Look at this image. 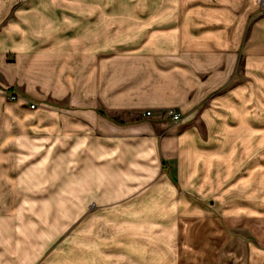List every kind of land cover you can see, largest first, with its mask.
<instances>
[{"label": "crops", "instance_id": "0c3cea01", "mask_svg": "<svg viewBox=\"0 0 264 264\" xmlns=\"http://www.w3.org/2000/svg\"><path fill=\"white\" fill-rule=\"evenodd\" d=\"M147 4L146 10L132 11L92 6L61 11L52 6L48 17L25 5L19 17L36 13L41 20L35 48L14 49L26 65L35 66L39 97L51 90L53 100H67L70 107L69 122L42 126H88L78 138L83 139L89 165L86 173L98 178V194L135 195L148 186V191L154 190L158 182L180 195L188 179L209 182L214 158L220 161L226 153L234 154L235 131L245 132L249 152L253 144L264 145L260 0ZM13 23L10 19L2 24L0 41L15 34ZM5 60L0 53L4 67L9 65ZM168 109L181 112L182 119L164 115ZM147 110L153 115L146 116ZM216 126L230 135L219 136ZM76 137L74 133L71 139ZM163 163L178 185L164 173ZM216 177L219 186L220 176Z\"/></svg>", "mask_w": 264, "mask_h": 264}, {"label": "rangeland", "instance_id": "374dc122", "mask_svg": "<svg viewBox=\"0 0 264 264\" xmlns=\"http://www.w3.org/2000/svg\"><path fill=\"white\" fill-rule=\"evenodd\" d=\"M90 1L0 0V28L11 19L15 31L0 41L9 64H0V264H264V145L249 152L242 129L235 131L234 154L213 159L209 182L188 179L176 196L158 182L154 190L116 196L98 194V178L86 173L78 136L88 126H42L71 116L68 101L53 100L51 90L39 97L35 66L14 50L35 48L41 21L35 14L48 17L52 6H148L147 0ZM25 5L35 17L19 19ZM216 128L219 136L230 135ZM162 169L171 172L166 163ZM169 177L178 185L175 174Z\"/></svg>", "mask_w": 264, "mask_h": 264}, {"label": "built area", "instance_id": "2783aa9c", "mask_svg": "<svg viewBox=\"0 0 264 264\" xmlns=\"http://www.w3.org/2000/svg\"><path fill=\"white\" fill-rule=\"evenodd\" d=\"M260 4H261V8L264 10V0H260ZM32 107L34 108L35 104H32ZM153 113L154 112L152 110H147L144 114L146 116H151V115H153ZM164 115L170 117L174 121H180L182 119L181 112H179L176 109H168V110L164 111Z\"/></svg>", "mask_w": 264, "mask_h": 264}]
</instances>
